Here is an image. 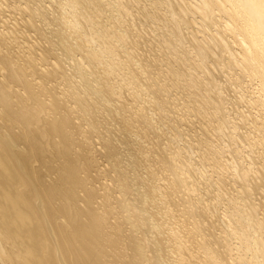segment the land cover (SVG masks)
Here are the masks:
<instances>
[{"label":"bare ground","instance_id":"obj_1","mask_svg":"<svg viewBox=\"0 0 264 264\" xmlns=\"http://www.w3.org/2000/svg\"><path fill=\"white\" fill-rule=\"evenodd\" d=\"M0 1V264H264V0Z\"/></svg>","mask_w":264,"mask_h":264},{"label":"rangeland","instance_id":"obj_2","mask_svg":"<svg viewBox=\"0 0 264 264\" xmlns=\"http://www.w3.org/2000/svg\"><path fill=\"white\" fill-rule=\"evenodd\" d=\"M50 1V0H49ZM54 1V0H53ZM110 2H112V1H115V0H109ZM126 1V0H125ZM146 1V0H145ZM162 1V0H161ZM50 2H52V1H50ZM44 3V5H45V8L47 7V9L46 10H48L50 7V9L51 10H48L49 11V13H51V14H48V16H50V18L51 19H49V17L47 16V13H48V11L46 12V16H47V18H46V16H45V20H46V24H43L44 26L42 27L43 29H45V32H46V34H48V36H50V32L52 31V27L54 26L56 29H57V27L55 26V25H58L56 22H54V23H52V22H50V21H53L57 16H58V14L57 15H55L56 13H55V11L53 10V7H52V5H50V3H48L47 1H45V2H43ZM47 3V4H46ZM112 3H115V4H112V5H116V2H112ZM150 3V1H147V4H149ZM3 2H1L0 1V9H2V7H3ZM52 4V3H51ZM127 4H129V3H127ZM151 4V6H153V2H151L150 3ZM50 7H49V6ZM110 5H111V3H110ZM49 7V8H48ZM154 7V6H153ZM166 9V7L164 6V7H162V8H158V10L160 11V12H164L165 13V9ZM152 9H154V8H152ZM152 9H151V11H150V13H153L154 11H155V9L152 11ZM162 9V10H161ZM165 10V11H164ZM52 11L54 12V13H52ZM12 12H9L7 15H6V17H5V19L6 20H8V21H11V22H13V26H14V23L16 24V22L19 20L18 18H20V16L17 14L16 15V13L14 14V12L12 13L13 15L11 16V17H9V14H11ZM164 13H162L164 16H165V14ZM52 14H54V15H52ZM107 14V13H106ZM110 14V13H109ZM154 14H155V12H154ZM154 14H151V15H153L154 16ZM168 13H166V15H167ZM14 15H16L15 17H14ZM53 17H52V16ZM19 16V17H18ZM55 16V17H54ZM163 16V17H164ZM12 18V19H11ZM17 18V19H16ZM4 19V20H5ZM17 21H16V20ZM28 19V18H27ZM53 19V20H52ZM15 20V21H14ZM26 19L25 18H23L22 19V21H25ZM48 20V21H47ZM154 20V19H153ZM153 20H152V22H153ZM162 19L160 18L159 20H158V22L159 21H161ZM7 21V24H9V26H12V23H9ZM39 22L37 23V22H35V24L37 25V24H39L41 21L40 20H38ZM113 21H115V19H113ZM52 24H50V23ZM151 22V23H152ZM155 22V24H154V27H151V26H153V23H152V25L150 24V25H147V26H143V24H139L140 22L139 21H136L135 22V25L137 24L138 26L137 27H139V25L141 26V27H143L144 28V30H146V29H148V30H146L147 31V33H149V32H151V33H153V35H155V36H157L156 34V32L154 31V30H157V28H158V26H157V28H155V26L157 25V24H160V22L158 23L156 20L154 21ZM24 23V22H23ZM43 23H45V22H43ZM56 23V24H55ZM157 23V24H156ZM41 24V23H40ZM39 24V25H40ZM48 24H50L49 26H48ZM55 24V25H54ZM26 26H27V24H26ZM41 26H42V24H41ZM40 26V27H41ZM45 26H46V28H45ZM109 26V25H108ZM149 26V27H148ZM5 27H7V26H5ZM20 27H22L21 29H19V31L21 32H19L18 34H19V37L22 35V33L23 32H25V31H23L24 29L25 30H28V31H26L23 35H22V39H24V40H22V42H25L26 43V41L28 40L29 41V39H27V38H30L31 39V41L30 42H32L33 41V43L35 42V41H37V37H36V35L34 34L35 33V31H34V28H30V27H28L29 29H27L26 27L24 28L23 26H20ZM49 27H50V29H49ZM53 27V29H55ZM148 27V28H147ZM197 27H199L198 25L196 26V28ZM146 28V29H145ZM195 28V31H198V29H200V27L199 28H197L196 29ZM4 29V28H3ZM32 29V30H31ZM55 29V30H56ZM151 29V30H150ZM150 30V31H149ZM23 31V32H22ZM50 31V32H49ZM155 33H154V32ZM190 31V30H189ZM189 31H188V33H189ZM28 32V33H27ZM49 32V33H48ZM53 32V31H52ZM51 32V33H52ZM187 32V31H186ZM29 34V36H25V35H27V34ZM151 33H149L151 36H152V34ZM188 33H187V36L188 37H191V35H188ZM32 34V35H31ZM190 34V33H189ZM33 35H34V38H32L33 37ZM24 36L26 37V38H24ZM30 36H32V37H30ZM154 36V37H155ZM36 37V38H35ZM153 37V36H152ZM20 40V41H21ZM27 41V42H28ZM21 42V44H23ZM29 42V44H33V43H30ZM36 43V42H35ZM38 45H36L37 47H38V52L40 51V50H43V48L45 47V46H43V43H42V45H41V41H39L38 43H37ZM36 47V48H37ZM40 47H42L41 49H40ZM40 49V50H39ZM101 55H102V57L104 58V59H106V60H109L110 62H111V65H113V63L115 62V52H114V50H112V49H110V48H108V47H101ZM140 49H142V48H140ZM140 49H138V52L141 54H143V53H145V51L144 50H140ZM36 50V51H37ZM57 50H55V52H53L55 55H57L56 53H60V50H58V52H56ZM39 54L40 55H42V51L41 52H39ZM147 55H149L150 57L152 56V54H147ZM165 53L164 52H161V64H162V67H160V69L165 73V75L168 77V78H172V79H175V80H178V82H181L180 81V79H179V67H177V66H168V65H164V62H163V59H164V57H165ZM62 57V56H61ZM64 58V56L62 57V59ZM50 59V58H49ZM136 59L137 58H135L134 60H135V62H136ZM50 61H53V62H55V60H54V57L53 58H51L50 59ZM68 61V60H67ZM67 61L65 62L64 61V59H63V64H64V68H65V72H66V74L67 75H70L71 74V72L73 71V70H75V69H73L72 68V65H70V64H68L67 63ZM137 61H138V59H137ZM137 63H139V62H137ZM140 64V63H139ZM131 66L132 65H130V64H128V63H124V64H122V68L123 69H131ZM139 67V66H138ZM113 68V67H112ZM153 70V69H152ZM154 72H155V70H153ZM103 71H97V70H94V72H93V74H90V73H85V78L86 79H88L89 81H90V83L89 84H91V85H94L95 83L93 82V77L94 76H96V75H100L101 73H102ZM78 75H77V79H78ZM79 80V79H78ZM228 84V83H227ZM225 86V85H224ZM231 93V95L229 96V94L228 93ZM227 91V92H224V94H223V96H224V106H225V108L227 109L226 110V115H227V118L230 120V121H237V118H238V112L242 109V106H239V104L237 103V101H236V97H235V94L233 93V92H231V91ZM228 95H227V94ZM226 94V95H225ZM234 96H233V95ZM175 94H173V96H174ZM178 94H176L175 95V97H176V99H177V103H182L183 102V100L182 99H180V100H178ZM181 98V97H180ZM226 98V99H225ZM230 98V99H229ZM227 102V103H226ZM228 104V105H227ZM236 105V106H235ZM233 106V107H232ZM239 106V107H238ZM235 107H237V108H235ZM231 108V109H230ZM241 108V109H240ZM168 111H170V109H167ZM230 112H229V111ZM234 110V111H233ZM238 111L237 112V114H236V111ZM230 114V115H228V113ZM169 114H171V113H169ZM234 114V115H233ZM154 118H153V121L155 122V123H157V124H154V122H153V124H154V126L155 125H157V126H155L156 127V129L158 130V131H160L161 129H164V130H161L159 133L162 135L161 136V139L163 138V136H164V134L166 135V136H164L165 137V139H162L163 140V142H162V140L160 139V143L162 144V143H164V141L168 144V141L170 140V139H168V138H171V135H172V133H173V131H172V133H170V127H169V125H168V127H169V129H168V127L167 126H165V127H167V130H168V132L167 133H169L168 135L170 136H168L167 137V133H162V132H166V128H163V126H161L162 124H158L159 122H156L157 121V119H156V121H155V118L157 117L156 116V114H154ZM237 117V118H236ZM192 121H190V122H188V121H186L185 123H187L188 125H190L191 124V126L190 127H188L184 122L183 123H181V125L179 124V123H177L176 122V124H174V125H176L178 128V130L180 129V139L178 140L179 142V144L178 145H180V147H183V145L184 146H190L191 148L193 147V145L195 146V148L193 147L192 148V151H193V153L196 151L197 152V146L198 145H196L197 144V139L198 138H196V136H198V129H199V126H198V123H196L195 121H194V119H191ZM105 127H109L110 126V128H114V123L113 122H111V125H112V127H111V125H110V122L108 123V121L106 122V120H105ZM192 123H194V124H192ZM158 125H160V126H158ZM185 125V126H184ZM196 125V126H195ZM198 126V127H197ZM161 127V128H160ZM159 128V129H158ZM197 128V129H196ZM182 129L184 130V131H182ZM184 132H185V134H184ZM188 132V133H187ZM183 133V134H182ZM187 133V134H186ZM191 133H192V135H191ZM197 133V134H196ZM195 136H194V135ZM182 135H184V136H182ZM184 137H187L186 138V140H185V138ZM194 137L196 138V140L194 139ZM191 138V139H190ZM167 139V140H166ZM182 139V140H181ZM194 141H193V140ZM190 141V142H189ZM180 142H182V143H180ZM187 142V143H186ZM189 142V143H188ZM191 142H195V143H191ZM166 143H164V144H162V145H166ZM183 143H185V144H183ZM189 144V145H188ZM195 152V153H196ZM198 154V153H197ZM196 155V154H195ZM199 155V154H198ZM198 157H200V156H198ZM196 159H198L197 158V155L193 158V161H195ZM262 205V204H261ZM259 206V209H258V212H259V217H263V214H264V206ZM258 208V207H257ZM263 208V209H262ZM261 209V211H259Z\"/></svg>","mask_w":264,"mask_h":264}]
</instances>
